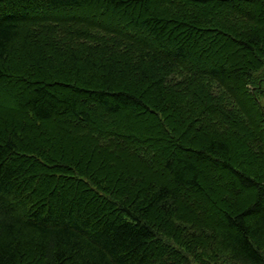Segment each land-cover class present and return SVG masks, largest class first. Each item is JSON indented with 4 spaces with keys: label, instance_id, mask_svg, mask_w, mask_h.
I'll use <instances>...</instances> for the list:
<instances>
[{
    "label": "trees",
    "instance_id": "obj_1",
    "mask_svg": "<svg viewBox=\"0 0 264 264\" xmlns=\"http://www.w3.org/2000/svg\"><path fill=\"white\" fill-rule=\"evenodd\" d=\"M264 0H0V264H264Z\"/></svg>",
    "mask_w": 264,
    "mask_h": 264
},
{
    "label": "rangeland",
    "instance_id": "obj_2",
    "mask_svg": "<svg viewBox=\"0 0 264 264\" xmlns=\"http://www.w3.org/2000/svg\"><path fill=\"white\" fill-rule=\"evenodd\" d=\"M261 100H262V103H263V105H264V94H263ZM192 264H198V263H196V262H192ZM212 264H216V263H212Z\"/></svg>",
    "mask_w": 264,
    "mask_h": 264
}]
</instances>
